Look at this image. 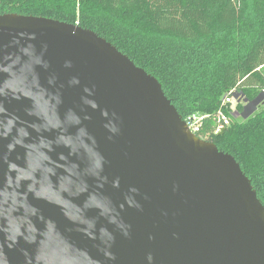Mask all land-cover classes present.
<instances>
[{"label":"water","instance_id":"water-1","mask_svg":"<svg viewBox=\"0 0 264 264\" xmlns=\"http://www.w3.org/2000/svg\"><path fill=\"white\" fill-rule=\"evenodd\" d=\"M0 264H264V205L112 43L4 13Z\"/></svg>","mask_w":264,"mask_h":264},{"label":"trees","instance_id":"trees-1","mask_svg":"<svg viewBox=\"0 0 264 264\" xmlns=\"http://www.w3.org/2000/svg\"><path fill=\"white\" fill-rule=\"evenodd\" d=\"M4 13L58 19L112 43L157 78L183 120L204 116L194 134L234 157L264 205V0H0ZM229 93L246 102L224 104ZM219 110L229 124L215 133Z\"/></svg>","mask_w":264,"mask_h":264},{"label":"built area","instance_id":"built-area-1","mask_svg":"<svg viewBox=\"0 0 264 264\" xmlns=\"http://www.w3.org/2000/svg\"><path fill=\"white\" fill-rule=\"evenodd\" d=\"M232 97H233V95H231V93L227 94L224 97L223 103L224 104H231ZM203 117L204 116L193 114V115L187 116V118L184 121L188 125L189 129L194 133V132H197L199 130V126L201 125V120ZM217 120H218V126L214 131L215 133L219 132L223 126L229 124V118L221 110H219L217 112Z\"/></svg>","mask_w":264,"mask_h":264},{"label":"rangeland","instance_id":"rangeland-1","mask_svg":"<svg viewBox=\"0 0 264 264\" xmlns=\"http://www.w3.org/2000/svg\"><path fill=\"white\" fill-rule=\"evenodd\" d=\"M246 102V100L243 98V96L239 93H234L233 94V97L231 99V107L234 108V106L236 105L237 102H240V103H243V102ZM237 118L241 117L240 114L238 115H235Z\"/></svg>","mask_w":264,"mask_h":264},{"label":"flooded vegetation","instance_id":"flooded-vegetation-1","mask_svg":"<svg viewBox=\"0 0 264 264\" xmlns=\"http://www.w3.org/2000/svg\"><path fill=\"white\" fill-rule=\"evenodd\" d=\"M253 107H254V106L250 103V104H248V108H247V109H248V110H252Z\"/></svg>","mask_w":264,"mask_h":264}]
</instances>
